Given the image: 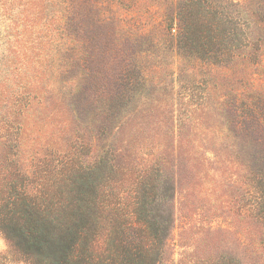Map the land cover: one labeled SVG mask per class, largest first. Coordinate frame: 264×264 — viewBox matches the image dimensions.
<instances>
[{"label": "trees", "instance_id": "16d2710c", "mask_svg": "<svg viewBox=\"0 0 264 264\" xmlns=\"http://www.w3.org/2000/svg\"><path fill=\"white\" fill-rule=\"evenodd\" d=\"M180 1L166 19L169 42L175 46L170 53L193 83L206 85L200 87L205 91L200 99L191 96L187 109L183 110L185 103L176 107L181 99L171 96L173 81L150 71L144 54H129L121 49L123 43L115 45L116 39L108 47L98 40V52L88 54L81 41L54 37L50 64L40 65L35 82L22 81L30 80L28 58L20 61L18 89L8 98L11 112L16 117L34 114L35 105L44 109L58 95L57 101H66L62 107L69 122L90 132L82 162L72 145L82 139L74 133L77 124L67 132L72 135L67 146L75 151L66 161L55 167L48 162L43 169L45 154L39 149L23 169L17 160L20 145L11 133L14 127L1 122L0 149L6 154L0 155V231L26 257L39 264H160L171 232L176 171L185 161H193L194 169L208 165L207 153L214 163L231 165L246 179L264 184V70L255 67V55L261 51L256 36L264 32V13L245 9L250 0ZM256 3L264 5L263 0ZM119 59L123 65L116 73ZM258 64L264 67L263 60ZM202 99L206 103L195 102ZM61 129L58 132H64ZM50 174L52 182L41 181ZM157 184L162 188L161 221L153 222L149 209L142 212V221L131 217L137 214L136 206L123 212L133 195L143 209ZM115 209L122 211V224L127 223L124 228L134 238L120 240L119 245L112 241L120 252L103 258L96 238L113 232L106 223ZM140 238L138 246L144 250L139 251L134 243Z\"/></svg>", "mask_w": 264, "mask_h": 264}, {"label": "rangeland", "instance_id": "374dc122", "mask_svg": "<svg viewBox=\"0 0 264 264\" xmlns=\"http://www.w3.org/2000/svg\"><path fill=\"white\" fill-rule=\"evenodd\" d=\"M180 2V0H0L2 92L0 126L3 129L4 122L8 121L14 127L11 130L16 141L14 143L20 145L17 155L19 167L26 169L24 166L31 162V156L39 149L41 154H45L42 161L43 169H47L48 162L54 163L55 167L59 161H66L75 151L71 149L72 145L78 148L76 155L80 162L87 153L85 144L88 143L87 137L90 132L78 122H69L62 107L66 101H57L58 95L51 98L53 105L48 103L44 109H39L35 105L34 114L26 113L23 117L22 115L16 117L9 106L11 101H8V98L10 99L14 90L18 89L16 74L20 61L25 62L28 58L26 77H30V80L23 78L22 81L35 82L40 65L44 67L50 64V55L53 53L50 44L54 37L63 38L61 42L72 39L81 41L79 45L85 44L88 47L85 46L88 54L98 52V40L103 45L106 43L108 47L112 40L116 39L115 45L123 43L121 49H125L129 54L132 52L144 54L145 66L150 71L157 72L158 76H163L166 81H173L171 96L177 100L181 99L180 103L176 101L178 103L176 107L181 108V104L185 103L183 110L187 109L186 105L192 95L197 99L202 97L204 91L202 88L206 85L193 83L188 72L182 73L179 64L171 56L175 46L172 48V43L169 42L172 38L166 28V19L174 9L176 11ZM254 2L255 0L252 3L251 0L248 1L245 9L250 11L253 9L263 14L264 5L253 4ZM243 5L245 6V3ZM173 33L176 34L175 24ZM112 34L116 36L113 37ZM258 34L256 37L260 40L261 51L259 56L255 55L257 62L255 67L257 71H263L264 67H259L258 62L259 60L264 62V32ZM146 51L149 54L146 55ZM33 60L37 61V65ZM121 65L122 59L116 61L114 66L116 73L120 71ZM110 66L107 65V68ZM205 79L206 82L210 80L206 76ZM51 86L52 84L49 87ZM39 88L41 89V86ZM195 102L206 103L205 99ZM77 124V132L74 130V133L82 137L81 143L72 144L70 141L72 145L67 146L66 142L72 136L67 132ZM60 127L64 132H58ZM3 153L6 154V151L2 148L0 155ZM205 158L209 161L208 165L194 169L193 161L188 164L185 161V164H180L176 171L174 196L170 203L173 214L171 232L168 249L165 248L160 264H264V197L260 198L261 190L264 195V184L259 186L246 179L243 173L233 170L231 165L220 166L214 163L216 159L212 154L207 153ZM2 171L5 172V166ZM52 180V174L49 178L41 179L44 183ZM161 191L162 188L158 185L151 202L143 209L142 203L136 204L139 198H133L135 195L130 196L123 212L128 214L136 206L137 214L131 217L142 221L144 219L142 212L145 213L149 209L150 212H147L150 219L156 223L161 221L158 216L162 208L159 199ZM122 204L123 202L119 203L120 206ZM123 220L120 209L111 212L106 224L112 227L113 232L102 231L103 234L97 235L98 255H102L103 258L117 255L121 248L113 247L112 241L119 245L120 240L134 238V235H129L130 232L124 228L127 223L122 224ZM136 234L139 236L141 233ZM140 241L141 238L134 243L135 250H144L138 246ZM35 262L37 263L36 258L26 257L11 246L0 231V264H36Z\"/></svg>", "mask_w": 264, "mask_h": 264}]
</instances>
